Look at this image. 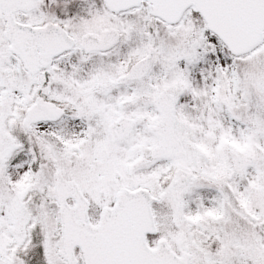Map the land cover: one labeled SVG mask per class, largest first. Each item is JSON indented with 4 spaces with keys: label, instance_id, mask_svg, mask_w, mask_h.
<instances>
[{
    "label": "snow or ice",
    "instance_id": "6c2138e0",
    "mask_svg": "<svg viewBox=\"0 0 264 264\" xmlns=\"http://www.w3.org/2000/svg\"><path fill=\"white\" fill-rule=\"evenodd\" d=\"M0 264H264V0H0Z\"/></svg>",
    "mask_w": 264,
    "mask_h": 264
}]
</instances>
